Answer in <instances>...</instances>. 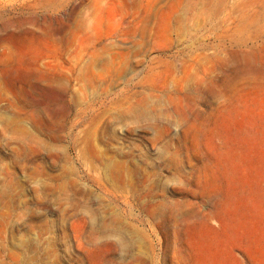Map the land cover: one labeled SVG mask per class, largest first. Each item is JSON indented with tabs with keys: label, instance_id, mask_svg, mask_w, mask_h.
Segmentation results:
<instances>
[{
	"label": "rangeland",
	"instance_id": "rangeland-1",
	"mask_svg": "<svg viewBox=\"0 0 264 264\" xmlns=\"http://www.w3.org/2000/svg\"><path fill=\"white\" fill-rule=\"evenodd\" d=\"M72 1L74 58L33 39L14 57L53 68L0 69V264H264V0ZM70 2L0 22L65 45Z\"/></svg>",
	"mask_w": 264,
	"mask_h": 264
},
{
	"label": "bare ground",
	"instance_id": "bare-ground-1",
	"mask_svg": "<svg viewBox=\"0 0 264 264\" xmlns=\"http://www.w3.org/2000/svg\"><path fill=\"white\" fill-rule=\"evenodd\" d=\"M30 1H34L35 2V5L34 6H37V5H39V3H42L43 1H49V0H1L0 1V9H6V8H8V7H13V6H17V7H20V6H22V5H25L27 2H30ZM70 3H73V5L71 6V7H69V9H68V12L67 13H65V17H61L59 20H58V22H59V24H61L62 26H66V27H68V34H69V38H67L68 40H67V42H66V44L65 45H63L62 43V41L63 40H61L60 38H61V36H59L58 37V35H59V33H54V32H51V31H48L46 28H45V26H44V24L43 23H40V19L41 18H37V17H27V16H7V17H5L1 22H0V56H3L4 57V59L3 60H0V69H10L11 71H13V70H16V69H18V68H26V67H31V66H33V68H34V66H36V67H47V68H49V67H52L51 65H56V64H51L52 62H53V60H52V62L51 63H48L47 61L46 62H41V61H39V60H36L35 62H29L27 59H26V56H25V54H23L22 53V50L21 49H19V52H18V55L16 56V57H14V51H15V48L17 47V48H23V46L25 45V44H27L30 40H32L33 41V39L34 40H48V41H50V42H52V45L56 48V51H60V50H66V52H69V54H73V58L76 56L75 54H74V52H75V45H74V43H73V38L74 37H76V36H74V27H73V29L71 28V24L73 25V23L72 22H76L75 21V16H77V15H75L76 14V8L78 7L77 6V4H76V1H72L71 0V2ZM69 3V4H70ZM16 8V7H15ZM19 9V8H18ZM12 12V11H11ZM15 12H16V10H15ZM29 16H31V15H29ZM90 16V15H89ZM88 15H87V20L88 19H90L91 18V16L89 17ZM3 17V16H2ZM89 17V18H88ZM80 18V17H79ZM44 20V19H43ZM86 20V19H85ZM86 20V21H87ZM42 21V20H41ZM45 21V20H44ZM89 21V20H88ZM88 21H87V23L85 22V24H86V27H87V24H89L88 23ZM81 22V21H80ZM82 22H84V20L82 21ZM90 22V21H89ZM77 23H78V26H80V28L82 29L83 28V26L81 27V25H79L80 23L77 21ZM77 23H75V24H77ZM81 24H83V23H81ZM26 25H32L33 27H34V29H30L29 27H26ZM60 25V26H61ZM52 27V26H51ZM50 27V28H51ZM57 27H59V25L57 26ZM56 27V28H57ZM75 27H77L76 25H75ZM84 27H85V25H84ZM85 27V28H86ZM84 28V29H85ZM78 29V28H77ZM76 29V30H77ZM80 29V30H81ZM84 29H82V30H84ZM67 30V29H66ZM55 31H56V29H55ZM86 31V30H85ZM57 32V31H56ZM59 32V31H58ZM65 32V31H64ZM65 33H67V31L65 32ZM76 33H78L79 34V31L78 32H76ZM75 33V34H76ZM87 33V32H86ZM77 34V35H78ZM62 35V34H61ZM64 35V34H63ZM66 35V34H65ZM64 35V36H65ZM88 35V34H87ZM62 39H64V38H62ZM40 41V42H43V41ZM76 40V38H74V42H76L75 41ZM42 44V43H41ZM29 45V44H28ZM46 45V44H45ZM35 46H37V45H35ZM39 46V45H38ZM46 46H48V45H46ZM40 47V46H39ZM34 48V47H33ZM52 48V47H51ZM25 49V48H24ZM41 49H42V47H41ZM20 50H21V52H20ZM31 50V49H30ZM43 50H45V49H43ZM26 51H28V50H26ZM16 52V51H15ZM66 52H65V54H66ZM60 53V52H59ZM29 54V53H28ZM27 55V54H26ZM31 55V54H30ZM29 55V56H30ZM75 55V56H74ZM35 57V56H34ZM61 57V56H60ZM71 57V58H72ZM30 58V57H29ZM49 59H50V57H48ZM58 58V57H57ZM63 57H61V59H62ZM32 59V58H31ZM38 59V58H37ZM53 59V58H52ZM60 59V58H59ZM68 59H70V55H69V57H68ZM77 59V58H76ZM47 60V59H46ZM65 60V59H64ZM58 61V60H57ZM57 61H55L56 63H57ZM62 61H63V59H62ZM69 61V60H68ZM41 62V63H40ZM70 62V61H69ZM68 62V63H69ZM76 62V61H75ZM54 63V62H53ZM58 63H59V61H58ZM67 63V64H68ZM72 64H73V62H71ZM61 66H63L62 65V63L60 64ZM65 65V64H64ZM75 65V63L73 64V66ZM66 66V65H65ZM56 68H57V70H58V67L57 66H55ZM54 67V68H55ZM53 68V67H52ZM60 68V67H59ZM44 70V69H43ZM50 70H52V69H50ZM54 70V69H53ZM16 71H19V70H16ZM28 71V70H27ZM13 83V82H12ZM22 92V91H21ZM23 93V92H22ZM135 95V94H134ZM137 95V94H136ZM94 99V98H93ZM92 99V100H93ZM132 101V100H131ZM139 101V100H138ZM137 101V102H138ZM117 102H118V100H117ZM122 103H123V100L121 101ZM135 102V101H134ZM115 104L114 105H116V102H114ZM120 102H118V104H119ZM128 103V102H127ZM117 104V106H119ZM126 104V103H125ZM128 104H130V103H128ZM113 105V106H114ZM131 105L133 106L134 104H132L131 103ZM121 106V105H120ZM123 106V105H122ZM130 106V105H129ZM135 106H137V105H135ZM118 108V107H117ZM127 107H125V109H126ZM131 108V107H130ZM133 108V107H132ZM132 108L130 109V111L132 110ZM139 108V107H138ZM124 109V108H123ZM128 109V108H127ZM127 109H126V113H128L127 112ZM134 109V108H133ZM116 110V109H115ZM114 110V111H115ZM122 110V109H121ZM129 110V109H128ZM136 110H137V108H136ZM133 111V110H132ZM103 112V111H102ZM101 112V113H102ZM107 112V111H106ZM139 112V111H138ZM100 113V114H101ZM114 113H116V112H114ZM118 113V112H117ZM133 113V112H132ZM135 113H137V112H134V114ZM102 114H104V112L102 113ZM120 114V113H119ZM133 114V115H134ZM138 114V113H137ZM129 115V118H130V116L132 117L133 115H131V113L130 114H128ZM128 115H125V118L128 116ZM142 115V114H141ZM97 116V115H96ZM100 116V115H99ZM137 117H138V115H136ZM100 117H102V116H100ZM99 117V118H100ZM116 117V116H115ZM133 117H135V116H133ZM132 117V118H133ZM116 118H118V115H117V117ZM128 118V119H129ZM136 118V117H135ZM142 118V117H141ZM115 119V118H114ZM134 119V118H133ZM94 120H96V118L94 119ZM113 120V119H112ZM116 120V119H115ZM138 120V119H137ZM93 121V120H92ZM129 121V120H128ZM130 123H131V121H130ZM90 124H91V121H90ZM89 125V124H88ZM88 125H87V127H88ZM90 126V125H89ZM107 127V126H106ZM14 133V132H13ZM17 133V132H16ZM32 133H34V132H32ZM31 133V134H32ZM36 134H38L37 132H35ZM35 133H34V135H35ZM80 133V132H79ZM15 134V133H14ZM13 134V135H14ZM20 134V133H19ZM23 134L24 135H22L23 136V138H25L27 135H26V132L25 131H23ZM30 134V135H31ZM81 134V133H80ZM12 135V136H13ZM33 135V134H32ZM40 136H43V134L42 135H40ZM14 137H16V136H14ZM18 137H20V136H18ZM28 137V136H27ZM26 137V138H27ZM34 137V136H33ZM38 137L39 136H37V140H38ZM29 138V137H28ZM19 139V138H18ZM32 139V138H31ZM34 139V138H33ZM32 139V140H33ZM40 139V138H39ZM75 139H77V138H75ZM14 140V139H13ZM17 139H15V141H16ZM20 140V139H19ZM25 140V139H24ZM42 139H40V141H41ZM44 140V139H43ZM36 141V140H35ZM39 141V140H38ZM23 142V141H22ZM43 142V141H42ZM88 142L90 143V141L88 140ZM92 142V141H91ZM24 143V142H23ZM26 143H28V141L26 140ZM31 143H33V142H31ZM35 143V142H34ZM37 143V142H36ZM79 141H78V145L77 146H79ZM83 143H84V141H83ZM39 144V143H38ZM41 144V143H40ZM42 145V144H41ZM40 145V146H41ZM45 145V144H44ZM76 145V144H75ZM22 146H23V144H22ZM25 146V145H24ZM37 147H39V146H37ZM24 149V147L22 148V150L21 151H24L23 150ZM37 149H39V148H36V150ZM39 151H40V149H39ZM17 154H18V152H17ZM16 154V155H17ZM21 154H23L22 152H21ZM20 155V154H19ZM25 155V154H24ZM23 155V156H24ZM28 155V154H27ZM22 156V157H23ZM26 156V155H25ZM24 156V157H25ZM25 158H27V157H25ZM41 163V162H40ZM106 174H107V172H106ZM104 175V174H103ZM105 176H107V175H105ZM105 180V179H104ZM89 196V195H88ZM89 212H90V210H89ZM87 214H88V212H87ZM87 214H83V216L80 218L84 223H86V225H88V228H89V232H88V237H87V243L90 245V246H97L98 244H100V243H102V242H107V243H110L111 245L110 246H112V248H113V251H114V253H118V252H120V251H123V253H124V249L125 248H123V240H125V238L123 237V242L121 241V239H120V237L119 238H115V237H117L116 236V234H117V230H119V229H117V230H115V229H111L110 227H108L106 224H104V223H101V224H99L97 221H96V219H95V217H94V215H93V213H89V215H87ZM121 232L119 231V233L118 234H120ZM123 233V232H122ZM121 233V234H122ZM120 234V235H121ZM119 236V235H118ZM137 236L139 237V232L137 233ZM113 237L115 238V240L114 241H112L111 239H113ZM126 246V245H125ZM132 248V247H131ZM127 249V248H126ZM137 252H139V251H137ZM122 252H121V254H123ZM131 254V253H130ZM133 254V253H132ZM132 254H131V256H132ZM117 255H119V254H117ZM136 255V254H135ZM120 256V255H119ZM123 256V255H122ZM121 257V256H120ZM125 257H126V255H125ZM133 257V256H132ZM124 258V257H123ZM122 258V259H123ZM121 259V258H120ZM129 260H131V259H129ZM121 261V260H120ZM132 261L134 262V263H136V264H139V255H136L135 257H133V259H132ZM122 262V261H121Z\"/></svg>",
	"mask_w": 264,
	"mask_h": 264
}]
</instances>
